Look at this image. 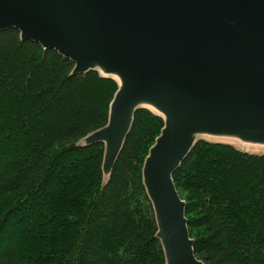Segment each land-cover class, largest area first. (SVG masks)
<instances>
[{
  "label": "trees",
  "instance_id": "trees-1",
  "mask_svg": "<svg viewBox=\"0 0 264 264\" xmlns=\"http://www.w3.org/2000/svg\"><path fill=\"white\" fill-rule=\"evenodd\" d=\"M0 31V264H166L142 168L164 126L142 107L108 175L117 79ZM173 182L204 264H264V152L199 139Z\"/></svg>",
  "mask_w": 264,
  "mask_h": 264
},
{
  "label": "water",
  "instance_id": "water-1",
  "mask_svg": "<svg viewBox=\"0 0 264 264\" xmlns=\"http://www.w3.org/2000/svg\"><path fill=\"white\" fill-rule=\"evenodd\" d=\"M118 81L107 124L84 144H104L108 175L134 112L164 119L142 176L166 264L195 255L185 202L172 175L204 135L264 144V0H0V31Z\"/></svg>",
  "mask_w": 264,
  "mask_h": 264
},
{
  "label": "rangeland",
  "instance_id": "rangeland-1",
  "mask_svg": "<svg viewBox=\"0 0 264 264\" xmlns=\"http://www.w3.org/2000/svg\"><path fill=\"white\" fill-rule=\"evenodd\" d=\"M207 138V137H206ZM225 142L233 143L235 146L240 149L252 152H264V144H256V143H246L242 142L238 139H228Z\"/></svg>",
  "mask_w": 264,
  "mask_h": 264
},
{
  "label": "bare ground",
  "instance_id": "bare-ground-1",
  "mask_svg": "<svg viewBox=\"0 0 264 264\" xmlns=\"http://www.w3.org/2000/svg\"><path fill=\"white\" fill-rule=\"evenodd\" d=\"M203 137H207L208 139H213V140H217V141H226L228 139H232V138H226V137H212V136H206L204 135Z\"/></svg>",
  "mask_w": 264,
  "mask_h": 264
}]
</instances>
